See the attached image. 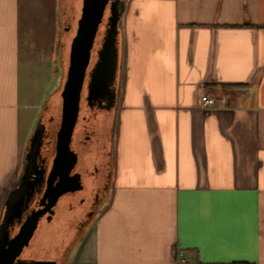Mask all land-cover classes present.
<instances>
[{
	"label": "crops",
	"instance_id": "1",
	"mask_svg": "<svg viewBox=\"0 0 264 264\" xmlns=\"http://www.w3.org/2000/svg\"><path fill=\"white\" fill-rule=\"evenodd\" d=\"M19 27V0H0V212L62 89L57 25L56 97L20 128ZM119 38L110 191L67 264H264V0H127ZM28 49L39 80L43 54Z\"/></svg>",
	"mask_w": 264,
	"mask_h": 264
},
{
	"label": "flooded vegetation",
	"instance_id": "2",
	"mask_svg": "<svg viewBox=\"0 0 264 264\" xmlns=\"http://www.w3.org/2000/svg\"><path fill=\"white\" fill-rule=\"evenodd\" d=\"M109 6L110 2L106 6L91 49L79 101L78 118L70 142V150L76 154V164L70 171L69 177L79 175L81 188L64 192L54 202L52 195L57 192L61 180L58 176L48 180V176L55 155L56 133L60 123V97L53 108H47V114L42 116L38 125L42 130L41 145L33 166L29 164L28 167L32 173L29 180L34 182L30 190L31 194L28 200L26 195H23L21 213L7 228L8 237L11 239L27 218L36 212L39 213L32 237L17 258L26 264H67L77 240L93 223L109 195L113 162L111 154L113 116L116 106L120 104L122 89L119 67L116 68L109 92L103 100L86 98L89 74L97 59V51L101 48L107 28ZM75 13V10L74 12L71 10L68 13L63 11L61 14L63 44L73 36L72 31L76 28L77 20ZM114 46L120 53L119 33ZM20 174L21 169L18 177ZM2 210L5 211V207Z\"/></svg>",
	"mask_w": 264,
	"mask_h": 264
},
{
	"label": "water",
	"instance_id": "3",
	"mask_svg": "<svg viewBox=\"0 0 264 264\" xmlns=\"http://www.w3.org/2000/svg\"><path fill=\"white\" fill-rule=\"evenodd\" d=\"M108 2H110V6L107 28L101 48L97 51V59L89 74L86 98L87 100H103V97L109 92V86L114 79L117 67H119V79L122 82L123 45L121 42L120 53H118L114 43L121 29V20L126 10L127 0H81L80 15L76 22L74 36L69 44L68 64L60 91V123L56 133L55 155L48 176V180L54 179L56 176L61 180L57 192L52 195L53 202L64 192L81 188L79 175L69 177L70 171L76 164V154L70 150V142L78 118L79 101L86 69L90 61L91 49ZM116 108L113 116V137L119 105ZM40 120L38 118L24 149L21 174L9 189L2 203L0 212V264H26L17 258L23 248L28 245L38 222L39 213L36 212L27 218L20 226L17 234L9 239L7 228L14 218L19 217L20 207L24 201L23 195H26V200H28L34 184L33 181L29 180L32 173L28 167L29 164L33 166L41 145L42 130L38 126ZM3 207H5V211L2 210Z\"/></svg>",
	"mask_w": 264,
	"mask_h": 264
},
{
	"label": "rangeland",
	"instance_id": "4",
	"mask_svg": "<svg viewBox=\"0 0 264 264\" xmlns=\"http://www.w3.org/2000/svg\"><path fill=\"white\" fill-rule=\"evenodd\" d=\"M80 5L81 0H19V38L22 53L21 65L22 70H24V72L22 71L20 74L19 85L20 128L27 129L31 121H35L43 106V102L51 97V93L53 92L52 88L59 76L60 67L58 61L53 59V54L51 53V48L48 47V43L51 44V38L53 40V38L57 36L54 32V27L56 29L57 25L60 28V35H62V25L59 23L60 10H64L66 13L71 10L74 12L75 10L77 16H79ZM74 23L75 22H73V24ZM74 33L75 30L72 31L73 36ZM71 39L69 40L71 41ZM70 41L63 44L64 55L66 52H69ZM31 42H33L34 46L38 49V52H42L43 55L41 56L44 58H42V62L40 63L42 71L38 76L39 80L33 79L25 70L27 66V54L29 55L32 53L31 49H28ZM64 58L65 57H63V59ZM31 80H33V82ZM118 118L119 114L116 121H118ZM113 161L115 162V159Z\"/></svg>",
	"mask_w": 264,
	"mask_h": 264
},
{
	"label": "built area",
	"instance_id": "5",
	"mask_svg": "<svg viewBox=\"0 0 264 264\" xmlns=\"http://www.w3.org/2000/svg\"><path fill=\"white\" fill-rule=\"evenodd\" d=\"M216 103V97L212 93L206 92L200 97V105L203 110L211 109ZM180 264H185L184 260H181Z\"/></svg>",
	"mask_w": 264,
	"mask_h": 264
},
{
	"label": "trees",
	"instance_id": "6",
	"mask_svg": "<svg viewBox=\"0 0 264 264\" xmlns=\"http://www.w3.org/2000/svg\"><path fill=\"white\" fill-rule=\"evenodd\" d=\"M75 27H76V26H75ZM74 30H75V29H74ZM67 55H68V52H66L65 55H64V57H65L64 59H65V60L63 59V61H64V63H65V64L63 63V77H65V72H66V67H67V61H68V60H67V57H68ZM63 82H64V78H63ZM55 97H56V94H52L51 97L48 99L47 104H49L50 102H53L54 99H55Z\"/></svg>",
	"mask_w": 264,
	"mask_h": 264
}]
</instances>
